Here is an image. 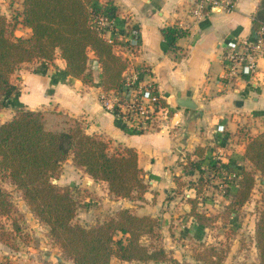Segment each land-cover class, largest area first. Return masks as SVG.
<instances>
[{
  "label": "trees",
  "instance_id": "obj_1",
  "mask_svg": "<svg viewBox=\"0 0 264 264\" xmlns=\"http://www.w3.org/2000/svg\"><path fill=\"white\" fill-rule=\"evenodd\" d=\"M100 14L113 18L115 25L123 22L116 5L108 0H21L15 20L0 11V108L17 91L11 75L21 62L51 61L56 55L65 60L67 73L83 82L91 81L92 61L96 62L101 88H119L127 61L114 49L118 42L115 33L112 31L109 38L98 27L96 16ZM18 22L30 28L28 35L15 33ZM261 22L264 0L254 15L252 28ZM161 31L170 38L171 50L178 47L175 40L187 32L177 25H166ZM195 151L201 156L203 148L197 146ZM243 156L250 162V169L243 164L223 163L234 173V187L224 192L229 196L228 207H238L248 200L259 179L255 171L261 176L258 181L264 184V128L249 135ZM69 158L94 180L105 181L112 196L143 198L146 182L133 146L110 148L106 139L87 132L79 118L61 110L20 106L9 119L0 121V219L14 208L9 191L1 183L4 177L20 190L32 214L48 226L63 255L74 264H114L112 258L179 264L162 243L144 241L159 226L156 216L137 214L120 204L114 214L90 226L74 222L77 203L70 186L52 181ZM204 160H190L187 167L197 168L202 175ZM204 163L218 169L212 160ZM260 197L262 205L254 225L258 256L251 264H264V190ZM189 201L193 219L209 225L212 218L198 205L197 198L190 197ZM216 255L215 260L208 261L219 264L223 256Z\"/></svg>",
  "mask_w": 264,
  "mask_h": 264
},
{
  "label": "crops",
  "instance_id": "obj_2",
  "mask_svg": "<svg viewBox=\"0 0 264 264\" xmlns=\"http://www.w3.org/2000/svg\"><path fill=\"white\" fill-rule=\"evenodd\" d=\"M108 1L116 5L120 18L139 30L140 45L135 63L152 67L151 72L141 73L142 79L153 80L171 112H175L169 131H132L101 104L96 65L91 81L83 82L67 73L65 60L59 55L51 61L33 59L20 63L11 75L17 91L2 106V110L7 111L0 115L20 106L41 110L54 108L79 118L87 132L100 135L111 148L133 146L146 182L142 199L135 196L111 198L105 181L94 180L82 169L71 165L84 173L88 183L94 186L101 183L110 203L128 206L137 214L156 216L158 210H155L154 203L162 201L165 192L176 187V176L183 179L200 174L197 169L187 167L190 160L205 157L204 162L217 158L224 164L232 162L245 166L249 163L243 156L244 145L249 135L264 128V81L255 78L239 80L231 86L223 84L220 79L223 72L221 53L227 40L251 32L253 16L262 0H233L229 9L218 6L203 14L194 11L191 0ZM166 25L187 30L175 40L178 46L175 50L170 48V38L162 34L161 29ZM15 33L28 35L30 28L18 23ZM259 63L263 67L264 58ZM187 91L196 104L193 108L176 103L177 93L185 96ZM219 124L223 125L222 130L218 129ZM197 146L203 148L201 156L195 151ZM68 160L72 163L70 158ZM184 191L170 201L181 204L182 211L193 218L189 213V198L196 193L193 187ZM177 208L178 204L165 212L176 215ZM192 222L196 221L193 219ZM197 225L190 230L197 229L195 236L202 229ZM256 257L257 252L253 261L257 260Z\"/></svg>",
  "mask_w": 264,
  "mask_h": 264
},
{
  "label": "rangeland",
  "instance_id": "obj_3",
  "mask_svg": "<svg viewBox=\"0 0 264 264\" xmlns=\"http://www.w3.org/2000/svg\"><path fill=\"white\" fill-rule=\"evenodd\" d=\"M20 9L21 0H0V11L11 20H15ZM3 111L7 110L4 108L2 110L1 107L0 113ZM11 112L14 111L6 112L4 116L0 115V121L9 119L8 117L13 114L10 116ZM114 148H120V146ZM71 164L69 160H66L58 176L52 181L70 186L77 203L73 221L90 226L114 214L117 205L110 203L104 186L101 183L95 186L88 183L84 173L72 167ZM245 166L250 169V162ZM254 174L258 176L257 178H261L257 171ZM176 177V187L168 189L165 192V198L154 203L155 210L159 212H156L159 226L155 234L145 236L144 241L162 243L170 251V256L178 259L179 264H212L208 260H215L217 253L223 256L224 264H251L257 252L254 245V225L262 205L260 195L264 190V184H261L258 179L244 204L228 207L229 196L224 192L226 188L234 187L232 178L223 176L208 167L202 175L196 173L195 178ZM1 183L9 191L14 208L8 216H2L0 219V264L6 261L13 264H74L71 259L63 255L51 237L48 226L32 214L20 190L7 178L2 177ZM189 187L194 188L196 193L194 197L197 198L198 205L202 206L212 218L209 225L205 226L206 229L202 227V224L197 225V222H192L193 218L182 211L183 207L179 203H177L176 215L174 212H165V210H173L177 205L170 199L174 195L183 194L184 189ZM166 199L168 201L165 202ZM196 225L202 229L201 233L195 236L193 234L197 229L190 230ZM112 263L152 264L151 261L128 262L119 261L116 258H112Z\"/></svg>",
  "mask_w": 264,
  "mask_h": 264
},
{
  "label": "built area",
  "instance_id": "obj_4",
  "mask_svg": "<svg viewBox=\"0 0 264 264\" xmlns=\"http://www.w3.org/2000/svg\"><path fill=\"white\" fill-rule=\"evenodd\" d=\"M191 2L197 14L206 13L218 6L229 9L233 5V0H191ZM121 19L123 20L122 24L115 25L113 18L107 15L96 16L98 27L104 30L109 38L112 37V31L115 33L118 42L114 45V49L127 61L120 87L116 89L100 88L99 100L106 109L118 116L132 131L168 132L172 115L175 112H171L170 107L163 101L155 82L142 79L141 73L151 72L152 67L148 64L136 65L135 56L140 45L139 30L136 26L128 24L123 18ZM261 58H264V22L252 28L248 35L232 37L226 41L221 53L223 63L221 82L231 86L239 80L251 81L260 78L264 81V66L261 67L259 63ZM92 65L97 67L96 62H92ZM222 128L223 125L219 124L218 129L222 130ZM215 159L213 163H216L218 167L216 172L228 178L234 177L232 170L227 169L219 159Z\"/></svg>",
  "mask_w": 264,
  "mask_h": 264
},
{
  "label": "water",
  "instance_id": "obj_5",
  "mask_svg": "<svg viewBox=\"0 0 264 264\" xmlns=\"http://www.w3.org/2000/svg\"><path fill=\"white\" fill-rule=\"evenodd\" d=\"M175 100L178 105L184 107L193 108L196 105L195 102L192 100L189 91L185 93V96H181V93H177V97Z\"/></svg>",
  "mask_w": 264,
  "mask_h": 264
}]
</instances>
